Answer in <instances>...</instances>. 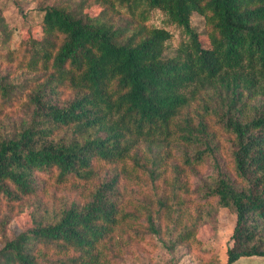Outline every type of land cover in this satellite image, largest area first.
Returning <instances> with one entry per match:
<instances>
[{"label": "trees", "instance_id": "trees-1", "mask_svg": "<svg viewBox=\"0 0 264 264\" xmlns=\"http://www.w3.org/2000/svg\"><path fill=\"white\" fill-rule=\"evenodd\" d=\"M12 1L25 19L37 2L41 17L15 46L0 27V264H116L169 216L174 249L196 230L177 226L183 174L209 158L203 196L236 214L225 264L264 257V0H103L96 14L92 0ZM154 11L163 25L148 22ZM172 138L182 150L168 197L160 155ZM23 206L30 224L11 237Z\"/></svg>", "mask_w": 264, "mask_h": 264}, {"label": "rangeland", "instance_id": "rangeland-1", "mask_svg": "<svg viewBox=\"0 0 264 264\" xmlns=\"http://www.w3.org/2000/svg\"><path fill=\"white\" fill-rule=\"evenodd\" d=\"M103 0H92L88 5V10L91 14L99 12ZM37 2H27L25 7L30 11L27 19H25L12 0H0V27L9 28L12 31L11 44L15 46L21 36L22 31H26L29 23L40 20V13L36 10ZM194 25L198 30L204 29V17L198 13L192 16ZM163 15L158 12H152L148 17V22L157 25H163ZM174 32L172 45L176 46L179 40V30L176 26L169 27ZM5 67V64H2ZM262 103L261 99L257 100ZM200 100H195L188 108L192 116L202 112ZM20 113V112H19ZM18 113L14 114L16 117ZM210 122L212 128L218 133V141L221 145L220 157L221 163L225 169L231 171L229 146L230 139L228 134L224 133L216 123V118L211 117ZM221 130V131H220ZM182 142L177 138H172L169 143H165L162 149L164 162L162 163L163 176L159 183V189L164 190L165 196L172 197V182L174 175L172 166L181 162ZM149 152L144 150V157L149 158ZM189 170V169H188ZM215 174L212 159H206L203 164L190 169L187 174H183L182 189L178 191L181 204L178 214L182 216V223L177 224L178 229L182 226L195 225V232L189 240L182 244H177L174 249L166 246L171 240H174L176 234H170L169 229L172 225L169 216L163 220V234L161 237L150 235L143 241L132 242L127 249L121 254L116 264H225L227 258V248L230 245V236L235 226L236 214L226 207H220L216 204V200L211 202L204 198L205 182H211ZM132 185L137 187V181L132 180ZM146 189L150 190V186L145 182ZM143 191L145 186L140 183ZM136 189V188H135ZM51 191H54L52 188ZM58 195H64L71 199L77 198V194L72 191H61ZM51 198V196H49ZM169 220V222H168ZM31 221V213L28 207H21L9 225L8 233L11 237L17 235ZM168 225V226H167ZM176 225V224H175ZM169 228V229H167ZM2 241L0 239V247ZM235 264H264V257L252 256L240 258Z\"/></svg>", "mask_w": 264, "mask_h": 264}]
</instances>
